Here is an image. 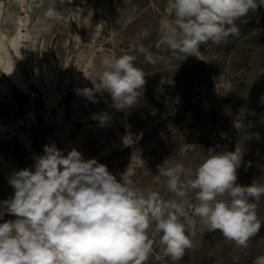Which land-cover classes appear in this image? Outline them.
<instances>
[{
    "label": "rangeland",
    "instance_id": "1",
    "mask_svg": "<svg viewBox=\"0 0 264 264\" xmlns=\"http://www.w3.org/2000/svg\"><path fill=\"white\" fill-rule=\"evenodd\" d=\"M43 10L32 0H0V202L14 194L9 177L33 168L51 143L165 200L175 197L164 177L157 181V166L182 162L195 172L209 149L241 154L239 185L264 182V5L249 13L239 38L202 45L205 61L174 58L160 46L167 0H65L47 34L37 30ZM139 45L165 60L147 63ZM123 54L136 55L146 74L138 103L118 110L107 91L94 100L83 95L103 71L102 57ZM98 114H107L105 124ZM188 200L194 243L178 264H253L264 254V197L257 206L262 225L247 249L207 231L191 212L194 194ZM15 218L5 212L0 223ZM149 238L147 264H173L158 235L149 230Z\"/></svg>",
    "mask_w": 264,
    "mask_h": 264
},
{
    "label": "clouds",
    "instance_id": "2",
    "mask_svg": "<svg viewBox=\"0 0 264 264\" xmlns=\"http://www.w3.org/2000/svg\"><path fill=\"white\" fill-rule=\"evenodd\" d=\"M65 0H32L43 8L37 30L49 33L59 19L58 4ZM71 3V0H68ZM264 0H167L168 19L162 21L160 46L174 58H201V46H221L239 38L241 25ZM9 23L14 18L9 16ZM137 53L156 65L165 60L139 45ZM136 55H105L103 71L93 88L82 89L94 100L96 92L110 93L118 110L139 101L146 83L145 72L136 66ZM204 60V59H202ZM205 61V60H204ZM103 125L107 114L96 117ZM33 168L14 172L8 180L14 194L0 202V218L6 212L16 218L0 223V264H147L153 251L149 230L173 264L193 247L194 233L186 205L194 194L191 212L206 226L219 231L236 247L247 249L260 231L257 206L264 197V182L237 183L241 154L209 149L195 172L184 163L158 165L174 199L158 191L137 187L123 174L121 180L105 164L85 159L73 148L65 155L55 143L43 146ZM253 264H264V254Z\"/></svg>",
    "mask_w": 264,
    "mask_h": 264
}]
</instances>
